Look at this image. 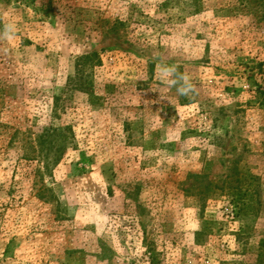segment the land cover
I'll return each instance as SVG.
<instances>
[{
    "label": "rangeland",
    "instance_id": "1",
    "mask_svg": "<svg viewBox=\"0 0 264 264\" xmlns=\"http://www.w3.org/2000/svg\"><path fill=\"white\" fill-rule=\"evenodd\" d=\"M9 22L0 264H264V0H0Z\"/></svg>",
    "mask_w": 264,
    "mask_h": 264
},
{
    "label": "clouds",
    "instance_id": "2",
    "mask_svg": "<svg viewBox=\"0 0 264 264\" xmlns=\"http://www.w3.org/2000/svg\"><path fill=\"white\" fill-rule=\"evenodd\" d=\"M16 32L17 26L15 23H5L2 30H0V40H12ZM156 75L167 87H175L179 96L192 97L197 94L196 85L192 82L191 77L186 73H180L178 66L175 64L169 65L163 61H158Z\"/></svg>",
    "mask_w": 264,
    "mask_h": 264
},
{
    "label": "trees",
    "instance_id": "3",
    "mask_svg": "<svg viewBox=\"0 0 264 264\" xmlns=\"http://www.w3.org/2000/svg\"><path fill=\"white\" fill-rule=\"evenodd\" d=\"M262 243H263V241H262Z\"/></svg>",
    "mask_w": 264,
    "mask_h": 264
}]
</instances>
